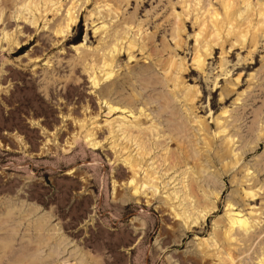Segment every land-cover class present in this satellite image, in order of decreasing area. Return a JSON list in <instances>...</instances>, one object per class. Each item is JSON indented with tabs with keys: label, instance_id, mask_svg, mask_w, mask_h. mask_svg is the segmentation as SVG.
Instances as JSON below:
<instances>
[{
	"label": "rangeland",
	"instance_id": "rangeland-1",
	"mask_svg": "<svg viewBox=\"0 0 264 264\" xmlns=\"http://www.w3.org/2000/svg\"><path fill=\"white\" fill-rule=\"evenodd\" d=\"M72 1L0 0V264H258L264 31H223L199 69L195 18L221 0H76L58 34ZM127 155L156 178L146 204ZM228 204L257 222L232 242Z\"/></svg>",
	"mask_w": 264,
	"mask_h": 264
},
{
	"label": "bare ground",
	"instance_id": "bare-ground-1",
	"mask_svg": "<svg viewBox=\"0 0 264 264\" xmlns=\"http://www.w3.org/2000/svg\"><path fill=\"white\" fill-rule=\"evenodd\" d=\"M242 4L245 6V9L241 11L239 7H237V0H221V8L222 11H218L217 9L213 7H208L203 12V17L199 18L196 17V21H200V29L196 35L198 38L199 36L203 39V44L201 45V49L196 50L194 56H193V64L199 68L203 69L205 58L211 54V48L212 46L218 44V41L220 40L221 33L223 31H226V36H233L234 37V43L243 44L246 40L248 34H252L251 41H254V38L256 37L257 33L260 30L264 31V2H256V6L253 8L255 9V15L259 17L258 21L256 23H252V6L250 0H241ZM32 2V1H31ZM31 2H28L30 5ZM201 0H195L194 5L198 6L200 4ZM27 4V5H28ZM25 6V5H24ZM77 6L76 0H73L71 5L66 9V19L63 22H59L56 24L55 32L58 34H63L65 31L67 32L69 28H71L72 25L75 24L77 14L75 15L76 11L73 10ZM35 24V22H32ZM197 38V40H198ZM207 38L209 40H207ZM17 44V43H16ZM133 45L130 43V48H132ZM202 50V51H201ZM109 51L111 52L110 57L104 59L102 61V66L98 67V69H101L102 72L101 77H105V79H110L113 75V53L116 52V47L112 46ZM93 76L91 77V85L93 87H96L99 84L100 78L94 75V71H92ZM196 92V90L194 91ZM194 94L186 96V100L192 102L194 99ZM109 105V104H108ZM110 111L115 110L116 108L113 106H110ZM227 111H223V113H226ZM124 118V117H123ZM136 118V117H135ZM115 120V119H114ZM115 122V121H114ZM113 122V123H114ZM109 125L112 124V122L108 123ZM224 131V130H222ZM94 133L87 132L84 135V138L86 139V144H89L90 146L94 147L98 144L93 138ZM76 140V139H75ZM233 141V140H232ZM231 140H228V143H230ZM124 162L128 165L130 170L132 171V175L126 179V184H129L132 186V189L134 190V193L139 192L140 187H143V193L145 195L150 194L149 198L146 199L145 204L147 202L151 201V197L155 195V192L157 190L156 185V178L146 174L145 179L140 183L139 186H137L136 180H135V169L139 166L138 160L134 157H130L127 155L124 158ZM140 193V192H139ZM249 194H253L252 192H248ZM217 194H215V197ZM177 213V212H176ZM179 214V213H178ZM178 214H175L174 216H178ZM182 216L185 213H181ZM227 226L226 229L223 231V237L227 242L237 241L236 237H234L235 233L247 235L249 234L257 225V222L253 219H250L251 216L245 217L244 214H242L240 211L234 212L233 207L231 204L227 205ZM180 217V216H179ZM185 217V216H184ZM227 260H229V264H236L237 262L235 259L237 258L234 256L231 252V250L228 248L226 252ZM226 264V263H223ZM258 264H264V252H262V255L260 256Z\"/></svg>",
	"mask_w": 264,
	"mask_h": 264
}]
</instances>
